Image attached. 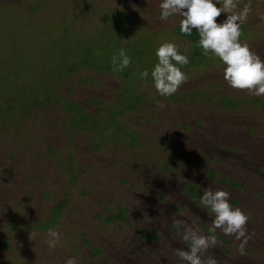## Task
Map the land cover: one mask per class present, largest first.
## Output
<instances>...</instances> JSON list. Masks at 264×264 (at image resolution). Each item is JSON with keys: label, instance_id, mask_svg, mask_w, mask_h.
Masks as SVG:
<instances>
[{"label": "rangeland", "instance_id": "374dc122", "mask_svg": "<svg viewBox=\"0 0 264 264\" xmlns=\"http://www.w3.org/2000/svg\"><path fill=\"white\" fill-rule=\"evenodd\" d=\"M161 3L0 0V264H190L177 253L213 235L200 201L217 190L252 238L241 254L217 229L197 255L264 264V94L231 88ZM246 4L239 41L264 61V0L217 23ZM165 42L188 58L167 97L151 76ZM120 48L131 63L114 72Z\"/></svg>", "mask_w": 264, "mask_h": 264}, {"label": "clouds", "instance_id": "9594fccd", "mask_svg": "<svg viewBox=\"0 0 264 264\" xmlns=\"http://www.w3.org/2000/svg\"><path fill=\"white\" fill-rule=\"evenodd\" d=\"M238 0H223V6L217 7L216 0H162L159 5L161 19L167 20L171 15L178 14L180 20V32L184 35H191L195 29L199 35L197 46L203 49L204 55L211 52L224 65L223 78L228 85L237 90H247L250 95L260 96L264 94V61L250 50L247 44L239 41L241 23L247 19L251 9L246 4L240 13L229 14L222 22L217 23V18L226 11L236 9ZM264 19V16L261 17ZM158 63L151 72L154 88L161 96H171L177 92L179 87L187 80V76L177 65H185L188 58L179 54L174 43L165 42L160 44L156 50ZM131 63L124 48L118 50V55L111 57L112 70L122 71ZM148 71L141 73V78H147ZM161 108L163 104L159 105ZM230 194L224 190H217L214 193L205 191L201 203L209 206L210 211L215 214V220L210 232V237H192L191 252L180 251L177 253L190 264H217L215 259L202 261L197 255L201 250L209 248L210 243L216 244L217 229L227 236L234 237L239 241L238 251L243 254L244 248L252 238L247 232L248 216L240 209L233 208L229 203ZM47 245L50 249L56 248L62 239L57 229L48 230ZM188 239V237H185ZM66 264H76L74 258H69Z\"/></svg>", "mask_w": 264, "mask_h": 264}, {"label": "trees", "instance_id": "16d2710c", "mask_svg": "<svg viewBox=\"0 0 264 264\" xmlns=\"http://www.w3.org/2000/svg\"><path fill=\"white\" fill-rule=\"evenodd\" d=\"M177 32L180 33V34H182V33L180 32V29H178ZM183 35H184V34H183ZM185 36H187V38H189V39L192 41V43L194 44V47H196L197 42H198V40H199V35H198L197 31L193 29L191 35H185ZM12 108H13V107H12ZM10 112H11V111H10ZM10 112H8L7 114H9ZM3 113H4V112H3Z\"/></svg>", "mask_w": 264, "mask_h": 264}]
</instances>
